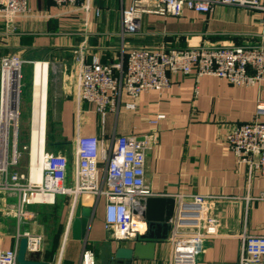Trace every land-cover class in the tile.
Segmentation results:
<instances>
[{"label": "crops", "instance_id": "crops-1", "mask_svg": "<svg viewBox=\"0 0 264 264\" xmlns=\"http://www.w3.org/2000/svg\"><path fill=\"white\" fill-rule=\"evenodd\" d=\"M130 3L131 0H91L90 10L84 12L57 6L52 0H29L31 15L16 20L19 38L13 42L14 47L38 52L30 57L17 56L23 62L21 94L23 65L30 73L29 88L25 83L30 100V126L35 125L38 105L41 107L46 97V136L44 142L39 136L38 154L45 146L46 153L65 155L71 166L67 179V185L71 186L79 140L96 138L111 152L118 136L153 133L156 141L147 158L146 182L154 197L176 201L195 195L211 198L208 208L217 220V234L202 243L196 264H238L241 236L264 234V178L248 175L246 166L228 148L225 136L234 126L252 120L257 98L264 94V84L240 87L213 76L196 78L193 74H178L172 76L173 83L168 89L145 92L135 99L123 93L118 112L100 116L94 104L78 101L77 59L80 56L87 64L97 59L102 64L124 66L129 51L136 48L167 50L264 44V13L218 6L209 14L190 10L179 17L148 14L143 16L138 33L130 35L121 29V12ZM38 63L43 70L46 66L47 78L40 75L46 89L43 85L36 86ZM128 104L134 108L129 109ZM159 114L165 119L153 125L151 121ZM29 153L27 162L18 165V170H31ZM104 167L102 160V175ZM82 197L80 207L92 210L85 237L62 238L52 247L41 246L39 251L27 253L28 259L48 264H80L84 246L89 245L97 249L98 264H120L113 257L116 248H131L133 243L116 242L106 234L104 198L93 197L87 205ZM37 205L48 204L31 205L35 212L40 210ZM14 209L17 199L0 202L1 249H18L19 235L28 231L22 227L20 218L10 217ZM31 231L38 235L34 229ZM52 237L59 239L58 234ZM169 239L156 243L153 259L133 258L130 264H169Z\"/></svg>", "mask_w": 264, "mask_h": 264}, {"label": "built area", "instance_id": "built-area-1", "mask_svg": "<svg viewBox=\"0 0 264 264\" xmlns=\"http://www.w3.org/2000/svg\"><path fill=\"white\" fill-rule=\"evenodd\" d=\"M60 7L90 10L91 0H52ZM263 0H131L121 12L124 34H136L144 15L181 16L185 10L209 14L218 6L257 9L264 13ZM31 15L29 0H0V19L12 22ZM80 70L77 76L78 101L94 104L100 116L117 113L123 93L135 99L150 91H162L172 86V76L181 74L213 76L240 87H260L264 84V44L230 46H196L188 49L136 48L129 51L125 65L102 64L93 59L87 64L78 56ZM17 56L0 60V188L18 194L17 209L27 205H53L58 196L72 198L75 208L85 193L105 199L104 227L116 242L134 238L141 228L136 224L138 215L145 211L141 200L154 197L146 182V163L155 144L153 133L142 136L122 135L114 140L107 152L96 138L79 140L73 185H67L68 158L61 153H46L45 146L37 156L41 179H30L27 172L17 169L18 125L20 118L21 66ZM12 71L17 79L12 80ZM12 75V74H11ZM18 82V83H17ZM133 109V104H128ZM264 94L256 101L255 112L249 122L234 126L225 136V142L238 162L245 165L248 175L264 178ZM159 114L153 125L164 120ZM105 162L104 175L100 162ZM32 164V163H31ZM31 167V166H30ZM24 182V183H23ZM35 195L49 196L50 202L37 201ZM211 198L202 195L180 197L176 201L171 221L169 264H196L202 243L217 234V220L209 214ZM74 210V209H73ZM72 210V213H73ZM27 253L41 249L43 237L24 232ZM0 264H18L17 248L1 249ZM80 264H98L95 253L84 248ZM238 264H264V234L241 236Z\"/></svg>", "mask_w": 264, "mask_h": 264}, {"label": "rangeland", "instance_id": "rangeland-1", "mask_svg": "<svg viewBox=\"0 0 264 264\" xmlns=\"http://www.w3.org/2000/svg\"><path fill=\"white\" fill-rule=\"evenodd\" d=\"M12 22H6L2 19H0V60L3 57L6 56H22V55H28L29 57L32 55L38 54L36 51H32L30 49H19L18 47H14L13 42H15L16 39L19 38L18 33L19 30L14 29L11 25ZM9 45V46H8ZM39 54H46V52H42ZM22 73L24 75V79L22 81V94L20 93V118H19V125H18V142H17V149L19 153V165H25V163L28 160L29 152L30 150V131L33 129L39 130L40 136L42 141H45L46 136V97L43 99V103L38 105V113L35 115V125L30 126V100L28 96V88L30 84V73L29 71L26 72L25 66L23 65ZM44 75V77L47 78L46 75V66H44L41 63L37 64V70H36V86L43 85L44 88L46 86V82L43 84L41 83V77L40 75ZM40 77V78H39ZM18 81V79H17ZM18 83V82H17ZM25 83L28 84V88L26 87ZM35 86V87H36ZM43 88V89H44ZM46 89V88H45ZM44 89V90H45ZM21 96H22V108H21ZM32 112L31 111V118H32ZM40 126H39V125ZM70 168H68V173H70ZM22 172V171H21ZM24 183V182H23ZM6 198L10 199H18V194H11L9 192L4 191L2 188H0V202ZM69 196H61L57 198V201H55L54 205H37L40 210L33 211L31 205L25 206V208L20 211L19 209H14V212H11L10 217L13 219H21V224L24 227V230H28V232H32L31 229H34L35 232H38L36 234L41 235L43 237V247H52V245L59 242V240L62 238H67V240L72 239V222L69 227V231L67 230L69 217L73 215V218L79 217L80 214V198L78 199L75 208H72L73 201L71 200ZM65 201V203H64ZM74 209V210H73ZM1 210L3 211V208L1 207ZM17 210V212H16ZM73 210V213H72ZM1 211V212H2ZM72 218V220H74ZM14 220V219H13ZM38 230V231H37ZM68 231V235L66 236ZM106 231V230H105ZM26 232V231H25ZM58 234L57 240L53 239L52 236H56ZM106 234L111 237L110 232L106 231ZM60 240V241H61ZM56 241V243H55ZM88 249H91L95 254H97V249L94 250L92 246H84Z\"/></svg>", "mask_w": 264, "mask_h": 264}, {"label": "water", "instance_id": "water-1", "mask_svg": "<svg viewBox=\"0 0 264 264\" xmlns=\"http://www.w3.org/2000/svg\"><path fill=\"white\" fill-rule=\"evenodd\" d=\"M145 207L143 214L133 212L135 219L142 222L143 228L137 231L131 248L119 247L114 252V260L120 264H130L133 258L151 260L154 258L156 243L168 240L171 235V221L176 208V199L168 197H148L141 200ZM92 210L81 208L80 217L72 222V237L81 240L85 237ZM27 238L20 239L17 249L18 264H48L27 258ZM105 248H103V252Z\"/></svg>", "mask_w": 264, "mask_h": 264}, {"label": "bare ground", "instance_id": "bare-ground-1", "mask_svg": "<svg viewBox=\"0 0 264 264\" xmlns=\"http://www.w3.org/2000/svg\"><path fill=\"white\" fill-rule=\"evenodd\" d=\"M12 74V75H11ZM8 76L12 80L18 79V77H16V75L12 72L9 71L8 72ZM39 131L37 129H33L31 132V138H30V150H31V155H32V166H31V170H30V179L33 182H38L41 179V167H38V163H37V156H38V151H39V142H40V137H39ZM82 202L84 204L90 205L92 203V198L93 196L90 194L85 193L84 195H82ZM34 199L37 201H44V202H50L51 198L49 196H39V195H35ZM77 203V202H76ZM73 215L71 216L70 221L72 220ZM74 219V218H73ZM136 222V224L141 225L142 228L144 227L142 222L138 221L137 219L134 220ZM71 223L69 222V227H70Z\"/></svg>", "mask_w": 264, "mask_h": 264}]
</instances>
